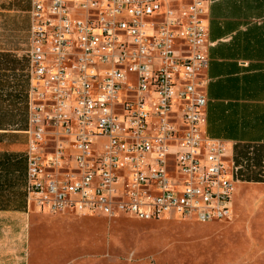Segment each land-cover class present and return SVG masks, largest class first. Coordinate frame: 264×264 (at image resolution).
Segmentation results:
<instances>
[{"label":"built area","instance_id":"built-area-1","mask_svg":"<svg viewBox=\"0 0 264 264\" xmlns=\"http://www.w3.org/2000/svg\"><path fill=\"white\" fill-rule=\"evenodd\" d=\"M208 0H56L50 212L230 219L204 130ZM26 204L42 211L47 0H31Z\"/></svg>","mask_w":264,"mask_h":264},{"label":"crops","instance_id":"crops-1","mask_svg":"<svg viewBox=\"0 0 264 264\" xmlns=\"http://www.w3.org/2000/svg\"><path fill=\"white\" fill-rule=\"evenodd\" d=\"M30 10L31 0L22 6H0V12L18 13L25 19L17 28L26 32L27 40L22 56L18 52L21 49L0 47V63L4 58L15 63L22 60L21 68L0 66V97L6 98L0 99V224L5 217L17 220L23 192L26 204ZM207 18L203 130L228 145L229 159L237 168L233 213L236 219L249 220L247 244L253 256L264 253V0H208ZM16 105L20 106L15 118L1 115L6 110L14 112ZM26 207L22 214H27ZM11 226L0 227V263H23L19 260L23 252L13 260L11 252L1 251L8 238L25 236L23 228ZM4 253L10 256L2 257Z\"/></svg>","mask_w":264,"mask_h":264},{"label":"rangeland","instance_id":"rangeland-1","mask_svg":"<svg viewBox=\"0 0 264 264\" xmlns=\"http://www.w3.org/2000/svg\"><path fill=\"white\" fill-rule=\"evenodd\" d=\"M25 2L0 0V6H22ZM17 15L0 12V47L21 49L18 52L22 56L27 45L26 32L17 27L25 19ZM21 61L15 63L4 58L0 66L21 68ZM19 74L23 78V73ZM19 106L16 105L14 112L6 110L1 115L5 119L15 118ZM24 196V192L19 195L22 210L17 212L20 213L17 220L5 217L0 224V227L12 225L24 229L25 236L8 238L9 243L3 244L1 250L11 252L13 260L23 252V259H19L23 263L16 264H24L26 260L29 264H235L239 260L242 264H264V253L251 256L252 249L247 244L249 220L236 219L234 213L230 219L213 222L140 219L124 213L112 217L68 211L49 213L34 207L28 210ZM23 207L27 214L21 213Z\"/></svg>","mask_w":264,"mask_h":264},{"label":"bare ground","instance_id":"bare-ground-1","mask_svg":"<svg viewBox=\"0 0 264 264\" xmlns=\"http://www.w3.org/2000/svg\"><path fill=\"white\" fill-rule=\"evenodd\" d=\"M48 24L46 29L47 56L45 61L46 87L44 93L45 119L43 124L44 150L42 156L43 182L41 188L42 211L50 212V181H51V149H52V117H53V86H54V54H55V22L56 0H47Z\"/></svg>","mask_w":264,"mask_h":264}]
</instances>
